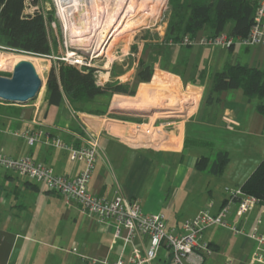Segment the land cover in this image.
Returning a JSON list of instances; mask_svg holds the SVG:
<instances>
[{"label": "crops", "instance_id": "1", "mask_svg": "<svg viewBox=\"0 0 264 264\" xmlns=\"http://www.w3.org/2000/svg\"><path fill=\"white\" fill-rule=\"evenodd\" d=\"M44 9L48 11L49 7ZM36 10H40L38 2L26 0L25 13L33 14ZM71 17L76 20L73 26L92 25L88 11H78ZM94 20L96 29L101 28L102 16L96 15ZM232 25L231 22L224 32L230 33ZM123 26L128 27V23ZM214 34L210 27H205L197 37ZM154 49L146 50L147 59L145 49L137 53V61L142 55L141 59L154 69L152 80L138 82L137 88L142 84H160L170 92H175L171 90L175 88L190 96L192 105L184 119L156 125V129H161L163 147L143 148V144L128 142L127 135L138 122L132 118H112L110 114L117 108L113 99L106 113L92 112L87 109L88 104L84 110H76L66 98L59 106H47L45 86L44 95L28 104L0 102V152L15 158L31 156L56 173L75 178L82 171L83 162L73 161L68 151L49 145L46 136L30 146L22 133L41 128L47 135L75 146L95 136L99 147L88 185L93 195L112 199L121 194L136 200L147 213H163L168 227L177 229L202 210L217 213L227 199L224 188L240 187L264 159V116L257 110L258 100H250L240 88L213 94L209 102L213 77L236 63L264 69V45L235 44L228 49L167 41L165 46L159 43ZM130 56L134 53L128 47L110 59L99 76L104 82L97 84L137 82L135 68L116 73V67ZM134 64L138 65L135 61ZM157 72L163 73L164 78L157 77ZM220 150L229 152L230 162L222 174L216 175L225 179L223 191L220 188L214 192L210 181L205 187L199 186L198 180L211 174L198 171L195 162L200 156L213 158ZM31 180L14 172H0V264H32L34 243L47 247L40 251L46 264H104L103 261L112 263L122 255L123 241L115 238L116 220L103 223L87 216L77 204H67L62 195ZM42 202L45 209L37 206ZM237 208L236 203L231 205L226 221L237 223L243 233L220 225L207 228L203 240L211 244L214 252L205 258L204 264H257L251 259L258 243L249 234L255 227L264 233V204L243 216H239ZM21 240L24 244L18 247ZM131 252L132 245H128L123 258L128 260ZM153 264L172 261L162 249Z\"/></svg>", "mask_w": 264, "mask_h": 264}, {"label": "built area", "instance_id": "2", "mask_svg": "<svg viewBox=\"0 0 264 264\" xmlns=\"http://www.w3.org/2000/svg\"><path fill=\"white\" fill-rule=\"evenodd\" d=\"M251 1L255 3V13L253 26L247 37H235L226 32L209 37L185 35L179 43L186 46H224L228 49L235 44L247 47L263 46L264 0ZM54 3L61 14L59 1L54 0ZM72 56L69 55L66 59H69V63L91 67V63L86 58L80 56V58H71ZM155 129V122L136 123L127 135V140L134 145H144L150 141L146 138L154 134ZM22 135L30 146L46 136L49 145L68 151L71 160L84 163L77 177L68 178L31 156L15 158L0 152V168L44 184L48 190L62 195L67 204H77L87 216L96 217L103 223L112 219L117 221L114 232L115 238L123 241L122 255L112 263L103 261L104 264H153L162 249L168 252L172 264H204L205 258L214 252L210 243L203 240L205 230L211 226L220 225L229 227L237 233H243L237 223L229 224L226 221L231 205L236 203L239 216H243L261 203L258 197L245 193L241 187H225L227 199L217 213L202 210L196 216L187 218L179 229L168 227L163 213H147L136 200L126 199L121 194L109 199L89 192L88 185L92 178L99 147L95 136L84 140L82 145L75 146L57 136L47 135L41 128L26 129ZM140 135H144V139H140ZM122 230H125V234H122ZM249 237L258 243L251 261L264 264V233L255 227ZM128 245H132V252L128 260H125L123 253Z\"/></svg>", "mask_w": 264, "mask_h": 264}, {"label": "rangeland", "instance_id": "3", "mask_svg": "<svg viewBox=\"0 0 264 264\" xmlns=\"http://www.w3.org/2000/svg\"><path fill=\"white\" fill-rule=\"evenodd\" d=\"M32 1L33 3L37 1L40 10L44 12L46 16L50 15L52 17L48 22V32L52 45L51 55L37 56L25 52L9 50L0 45L1 55L13 56L15 59L11 64H4L2 65L3 67L0 66V75L11 77L15 65L19 61L26 59L35 65L37 72L43 80L44 89L47 85V79L51 68L55 67L58 69V61L69 63V59H66L69 58L68 56L71 52L74 53L73 56L71 55V58L83 57L91 63V68L95 69L94 73L97 80L96 82L100 84L101 82H104L103 79L99 77L100 75H103L102 72H104L102 67H105L110 59L121 55V53L128 47H130V52H133L134 56L124 59L123 63H120L118 67H116V73L126 72L131 68H135L133 73H136L139 65L134 64V61L135 63H138L137 53L139 52V49H145L144 53H146V56L144 59H147V49H157L159 43H162V46H165L167 41L174 43L178 39V34L179 38L182 36V32H169L170 22H172V20H177L173 17L174 13L172 14L171 0H166L164 4L152 1L147 3L145 0L85 1L84 3L82 2V4L80 3L81 5L79 4V6H75V8L73 7L74 9L71 8V13L74 12L73 14L78 11H88L91 14V18L93 19L91 23L92 25H89L88 28L84 23H81L77 25L81 27L80 30H77V26H73L74 24L72 25L76 20L72 19V17L69 18L68 14H66L65 19L62 15L63 13L61 12L60 14L58 12L54 0H28V3H32ZM46 7H49L48 11L45 9L43 10V8ZM99 14L102 16L103 24L101 28L96 29L94 22L97 20H94V18ZM81 22H83V20ZM125 22L128 23V27L124 28L123 23ZM145 40L146 42H143ZM133 46L136 47V51L132 49ZM139 58H143L142 55H140ZM151 60L152 58H150V61ZM77 66L83 68V66ZM155 75L164 78V75L161 72H157ZM140 88H137L138 91L135 96H129L130 101L134 104H140V109L131 110L137 113L135 115H127L115 112L110 114L112 118L117 120L132 118L138 123H148L151 121L155 122V124L160 127L164 123H169L177 119H184L191 112L192 105L188 100L190 99V96H187L184 93L181 94L175 88H171V90L175 92H170L166 89L167 87H164L163 85L147 84L146 89L149 91L148 97L139 99L138 95ZM44 93L45 90H41L38 97H42ZM160 98L166 99L167 102L170 103H167L169 106L157 104V102H160ZM112 99V97L107 96L97 97L96 101L87 106V109L92 112L106 113L105 111H107V108L112 104ZM142 114H145L146 116H143ZM160 130L161 129H155L154 134L149 135L146 138V140L148 139L150 141H147L146 144L140 147H163L165 142L160 135ZM139 138L144 139L143 135H140ZM207 151H209V149ZM204 155L209 154L204 153ZM5 171L6 170L0 168V172ZM31 181L33 182V180ZM208 181L211 182V189H213L214 192L218 191L220 188L222 189L223 185L226 184L225 179L222 176L203 175V177L198 180L199 186L205 187ZM1 189L2 186L0 184V190ZM170 195L172 196V192H170ZM39 205L45 209L43 202L37 205L38 208ZM22 244H24L23 240L19 242L18 247L22 246ZM32 246L36 251L32 259V264H46L44 258L41 257L40 251L42 248L47 247L35 243Z\"/></svg>", "mask_w": 264, "mask_h": 264}, {"label": "trees", "instance_id": "4", "mask_svg": "<svg viewBox=\"0 0 264 264\" xmlns=\"http://www.w3.org/2000/svg\"><path fill=\"white\" fill-rule=\"evenodd\" d=\"M171 6L173 17L177 20L170 22L169 32H182L180 38L178 34L176 42H180L185 35L196 37L205 27L219 34L231 22L233 25L229 34L245 38L250 34L254 22L255 3L251 0H171ZM25 8L26 0H0V45L37 56L51 55L48 22L52 17L41 10L27 14ZM132 49L136 51L135 46ZM58 63V69L52 67L48 75L45 103L47 106H59L66 98L73 108L80 111L100 96H135L138 82H150L154 74L152 66L140 58L137 82L99 85L94 68H81L62 61ZM239 88L250 100H258L257 110L264 116V69L258 67L242 63L226 66L214 75L208 100L212 101L213 94ZM229 162V152L220 150L213 158L198 157L195 168L200 172L220 175ZM240 187L264 204V159Z\"/></svg>", "mask_w": 264, "mask_h": 264}, {"label": "water", "instance_id": "5", "mask_svg": "<svg viewBox=\"0 0 264 264\" xmlns=\"http://www.w3.org/2000/svg\"><path fill=\"white\" fill-rule=\"evenodd\" d=\"M42 88L43 80L35 65L31 61L23 59L15 65L11 77L0 75V102L28 104L38 98ZM112 111L127 115L137 113L118 108H114Z\"/></svg>", "mask_w": 264, "mask_h": 264}, {"label": "bare ground", "instance_id": "6", "mask_svg": "<svg viewBox=\"0 0 264 264\" xmlns=\"http://www.w3.org/2000/svg\"><path fill=\"white\" fill-rule=\"evenodd\" d=\"M58 1L60 3V6H61L60 9L62 10L61 11L63 13L62 15L66 19V14H68L69 18L71 17V14H73V12L71 13V8H73V7L75 8V6H79L80 3L82 4V2L84 3L85 1L89 2L90 0H58ZM145 1H147V3L152 1V2L159 3V4H164L166 0H145ZM76 29L80 30L81 27L77 26ZM73 54L74 53H70V55H73ZM13 62H14L13 56L1 55V53H0V66L1 67H3L2 65H4V64H11ZM146 86H147V84H143L141 86L140 91H139V95H138L139 99L148 97L149 91H147ZM159 101L160 102H157V104H161V105L163 104L164 106H166V105L169 106L168 104H170L167 102L166 99H163V98H160ZM139 105L140 104H134L132 101H130V97L126 96V95L117 94V95H114V97H113V106L117 107L119 109L121 108V109H125V110H138V109H140ZM172 106H173V104H172Z\"/></svg>", "mask_w": 264, "mask_h": 264}]
</instances>
